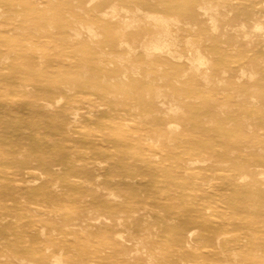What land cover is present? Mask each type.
I'll return each instance as SVG.
<instances>
[{"label": "rangeland", "instance_id": "rangeland-1", "mask_svg": "<svg viewBox=\"0 0 264 264\" xmlns=\"http://www.w3.org/2000/svg\"><path fill=\"white\" fill-rule=\"evenodd\" d=\"M156 1L0 0V264H264V0Z\"/></svg>", "mask_w": 264, "mask_h": 264}, {"label": "bare ground", "instance_id": "bare-ground-1", "mask_svg": "<svg viewBox=\"0 0 264 264\" xmlns=\"http://www.w3.org/2000/svg\"><path fill=\"white\" fill-rule=\"evenodd\" d=\"M94 1V0H93ZM96 1V0H95ZM148 1H156V0H148ZM111 2H113V1H111ZM115 2V1H114ZM157 2V1H156ZM152 3V2H151ZM149 3H146L145 4V6H147ZM105 5H107L109 8L112 6V5H114V4H112V3H109V4H106L104 1H101V2H99L98 3V5L96 6V8H95V11L97 10V11H99V9L102 7V6H104L105 7ZM205 5V11H209V13H211V9H209V6H210V4L209 3H205L204 4ZM206 5H207V7H206ZM217 7V6H216ZM204 8H202L201 10H203L204 11ZM111 9V8H110ZM138 10V9H137ZM200 10V11H201ZM206 12V13H207ZM105 13V12H104ZM111 13V12H110ZM254 13H257V12H254ZM188 14H191L192 15V17L193 16H197V14L194 12V11H191V13H188ZM196 14V15H195ZM204 14V13H203ZM106 14H104V16H105ZM109 15V14H108ZM111 15V14H110ZM120 15V14H119ZM144 15H145V19H147V20H150L152 23H150L152 26H153V28H156V26H158V24H159V22H160V24H161V22H162V24L163 23H165L166 24V26H161L160 27V30L162 31V33H165L166 34V36L169 34V30H168V21H164L162 18H156V16H154V15H152V14H150V13H146V14H142L141 15V17H144ZM255 14H253L252 16H254ZM258 15H259V13H258ZM258 15H255L254 17H258ZM134 16V15H133ZM135 16H137V14H135ZM106 17H109V16H106ZM100 18V17H99ZM140 18V17H139ZM252 18V17H251ZM102 19V18H101ZM106 19H108V18H106ZM136 19V18H135ZM103 20V19H102ZM118 20L121 22V20H123V18L120 20V18H118ZM132 21H133V23H136V21L137 20H134V19H131ZM144 20V19H143ZM168 20V19H167ZM142 21V20H141ZM256 21V20H255ZM253 22L254 24L255 23H257V22ZM108 22H109V20H108ZM124 22V21H123ZM123 22H121V23H123ZM126 22H129V21H126ZM143 22V21H142ZM120 23V24H121ZM148 23V22H147ZM146 23V25H148ZM76 24H78V23H76ZM105 24V23H104ZM188 24H190V23H187V25ZM80 25H82V24H80ZM119 25V24H118ZM117 25V26H118ZM256 25H258V26H261V23H257ZM77 26V25H76ZM81 27V26H80ZM119 29V28H118ZM118 29H117V31H118ZM128 29V28H127ZM129 30V29H128ZM155 30V29H154ZM159 30V31H160ZM70 31H71V29H70ZM158 31V32H159ZM263 31V30H262ZM73 32L75 33V34H78V32L76 31V30H73ZM73 32H71V33H73ZM88 33H89V35L90 34H92V30H90V28H89V30H88ZM118 34H120V33H118ZM37 35V34H36ZM91 36V35H90ZM164 37V38H167V37ZM38 37V36H37ZM145 37H148V35L146 36L145 35ZM94 38V37H93ZM153 38V37H152ZM170 38V37H169ZM168 39V38H167ZM166 39V40H167ZM163 40V39H162ZM119 41V40H118ZM165 41V40H164ZM133 42H134V40H133ZM263 42V41H262ZM162 43V41H160L159 42V39L157 40H149V41H146V42H144L143 44H142V48H144V49H146V50H154V51H159V49H161L160 47H162V45H163V43ZM158 44H161V46L160 45H158ZM166 44V43H165ZM165 44L163 45V46H165ZM141 46V45H140ZM160 46V47H159ZM194 47H195V45H194ZM137 48V47H136ZM197 48V47H196ZM192 50V49H191ZM198 50H199V48H198ZM197 50V51H198ZM169 51V50H168ZM193 51V50H192ZM196 51V50H195ZM194 52V51H193ZM171 53V52H170ZM173 53H175V52H173ZM194 54V53H193ZM198 54V53H197ZM173 55L174 54H172V57H173ZM179 57V56H178ZM175 58H176V56H175ZM180 58V57H179ZM178 58V59H179ZM196 58V57H195ZM194 58V59H195ZM195 60H197V63H199V64H202V62H203V58H202V56L200 55V54H198V56H197V59H195ZM195 60H193V61H195ZM190 61V60H189ZM192 61V62H193ZM205 61V60H204ZM205 63V62H204ZM190 64H191V62H190ZM212 64V63H211ZM205 65V64H204ZM198 70V68L196 69V71ZM199 72V71H198ZM198 74V73H197ZM202 75V74H201ZM200 75V76H201ZM205 76V75H204ZM252 77V76H251ZM193 78H194V76H193ZM201 78V77H200ZM203 78V77H202ZM198 79V78H197ZM204 79H205V77H204ZM209 79V78H208ZM251 81V80H250ZM203 85H206V84H203ZM175 104V103H174ZM167 111V110H166ZM165 112V111H164ZM250 112V111H249ZM249 125V124H248ZM252 126V125H251ZM241 134V133H240ZM227 156H228V154H227ZM140 160V159H139ZM146 161V160H145ZM143 163V162H142ZM221 163V162H220ZM224 163V162H223ZM192 166V165H191ZM186 172H187V170H186ZM121 211H123V210H121ZM190 232V231H189ZM194 233V232H193ZM188 235H189V233H188ZM190 236V235H189ZM232 244V243H231ZM187 245V244H186ZM232 248V247H231ZM221 252V251H220ZM249 254V253H248ZM165 256V255H164ZM224 256V255H223ZM167 257V256H166Z\"/></svg>", "mask_w": 264, "mask_h": 264}]
</instances>
